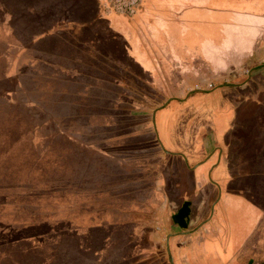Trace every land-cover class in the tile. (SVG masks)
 <instances>
[{"label":"crops","instance_id":"obj_1","mask_svg":"<svg viewBox=\"0 0 264 264\" xmlns=\"http://www.w3.org/2000/svg\"><path fill=\"white\" fill-rule=\"evenodd\" d=\"M40 1L46 8H38L39 24L47 27L28 41L9 44L16 49L14 54L10 47L4 52L3 94L11 101L10 112L41 116L49 108L61 119L76 112L68 100L77 96L70 89L66 92V80L56 76V67L63 70L54 63L61 49L50 40L62 32L77 35L76 45L66 43L63 50L73 52L66 56L74 74L93 75L96 92L90 107L103 108L107 98L113 111L107 115L115 110L123 115L129 106L134 119L129 125L110 124L118 132L116 143L104 147L100 160L123 165L119 171L139 186L141 195L148 190L162 197L155 222L123 221L131 227L129 244H149L141 259L157 261L165 256L168 264L170 259L173 264H264V256L254 260L245 251L254 224L250 225L253 217L248 220V214L264 211V0L253 7L247 5L249 0H143L133 14L116 11L109 0ZM188 21L193 28L230 27L235 36L237 31L253 29L249 32L253 48L244 51L240 64L227 63L225 72L210 75L212 80L193 69L185 82L178 77L168 83L152 66L154 87L136 73L127 75L129 81L118 80L112 72L114 77L106 76V69H120L116 57L141 53L151 65L148 61L160 49L167 59L176 58L182 45L170 49L169 31L177 27L182 32ZM74 53L85 62L74 61ZM44 63L53 67L51 75L45 74ZM95 154L101 156L97 150ZM148 166L153 173L141 171ZM163 246L169 253L161 252Z\"/></svg>","mask_w":264,"mask_h":264},{"label":"rangeland","instance_id":"obj_2","mask_svg":"<svg viewBox=\"0 0 264 264\" xmlns=\"http://www.w3.org/2000/svg\"><path fill=\"white\" fill-rule=\"evenodd\" d=\"M255 2L249 0L247 5L253 7ZM39 6L46 8L40 0H0V264H168L165 256L157 261L141 259L147 255L145 248L149 244L127 241L131 227H125L123 221H140V225L155 222V209L161 205L162 197L148 194V190L141 195L139 186L119 171L123 165L100 160L103 151L116 143L118 132L110 125L113 111L107 98L102 101L103 108L90 107L96 92L93 75L74 74L76 70L66 56L73 52L63 50L66 43L76 45L77 35L62 32L50 40L61 49L54 63L63 70L56 67V76L66 80V92L70 89L73 97L77 96L68 100L69 108L75 104L72 110L76 112L64 119L49 108L41 116L10 112L11 101L3 94L7 82L3 80L7 65L4 52L12 49L10 45L41 34L47 27L48 24H39ZM192 23L185 22L182 32L177 27L169 31L170 49L182 45L176 58L167 59L160 49L154 51L152 60L147 59L151 65L141 53L136 57H116L120 69H106V76L114 74L118 80L123 77L129 81L127 75L136 73L154 87L152 66L168 83L178 77L185 82L192 77L193 69L212 80L214 74L225 72L227 63L240 64L244 51L253 48V33H249L253 29L237 31L235 36L230 27L193 28ZM15 50L11 52L14 54ZM73 56L74 61L85 62L81 55ZM87 62L97 67L92 60ZM42 65L47 68L45 74L51 75L53 67L49 63ZM176 66L183 71L181 74ZM81 90L84 93L78 95L76 91ZM152 104L155 106L156 102ZM98 112H105L107 118ZM97 120L102 123H96ZM94 150L101 156H94ZM147 168L141 171L153 173V167ZM249 216L253 217L250 225L254 224L249 227L251 239L245 243V251L255 260L264 256V211L254 209L248 220ZM165 250L161 247L162 253Z\"/></svg>","mask_w":264,"mask_h":264},{"label":"built area","instance_id":"obj_3","mask_svg":"<svg viewBox=\"0 0 264 264\" xmlns=\"http://www.w3.org/2000/svg\"><path fill=\"white\" fill-rule=\"evenodd\" d=\"M143 0H109L110 6L118 12L133 14Z\"/></svg>","mask_w":264,"mask_h":264},{"label":"trees","instance_id":"obj_4","mask_svg":"<svg viewBox=\"0 0 264 264\" xmlns=\"http://www.w3.org/2000/svg\"><path fill=\"white\" fill-rule=\"evenodd\" d=\"M127 105V104H126ZM112 107V106H111ZM114 107H117V105H114L113 106V108ZM128 108H129V106H126V110L124 111L123 110V115H119V114H117V111L115 110V112H114V114L113 115H111L110 116V118H112V123L111 124H117V123H126V124H131V123H133V117L128 113ZM97 117H99V118H101V116L99 115V116H97ZM106 118H107V116H106ZM105 121V120H104ZM124 121V122H123ZM96 123H99V124H101L102 123V121L101 120H97L96 121Z\"/></svg>","mask_w":264,"mask_h":264},{"label":"water","instance_id":"obj_5","mask_svg":"<svg viewBox=\"0 0 264 264\" xmlns=\"http://www.w3.org/2000/svg\"><path fill=\"white\" fill-rule=\"evenodd\" d=\"M167 253H169V248L167 247ZM171 262V264H173V262L171 261V259L169 260Z\"/></svg>","mask_w":264,"mask_h":264}]
</instances>
